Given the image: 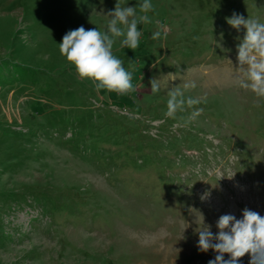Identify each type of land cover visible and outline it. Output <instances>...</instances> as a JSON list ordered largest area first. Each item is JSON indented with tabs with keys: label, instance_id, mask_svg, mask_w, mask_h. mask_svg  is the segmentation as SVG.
Segmentation results:
<instances>
[{
	"label": "rangeland",
	"instance_id": "rangeland-1",
	"mask_svg": "<svg viewBox=\"0 0 264 264\" xmlns=\"http://www.w3.org/2000/svg\"><path fill=\"white\" fill-rule=\"evenodd\" d=\"M116 2L0 0V264H208L201 228L264 215V100L234 82L243 30L225 19L264 22V0H152L140 47L114 46L134 66L125 96L80 79L58 45L104 30ZM188 80L203 113L167 118Z\"/></svg>",
	"mask_w": 264,
	"mask_h": 264
},
{
	"label": "clouds",
	"instance_id": "clouds-1",
	"mask_svg": "<svg viewBox=\"0 0 264 264\" xmlns=\"http://www.w3.org/2000/svg\"><path fill=\"white\" fill-rule=\"evenodd\" d=\"M155 10L152 0H140L138 6L117 0L114 9L106 13L109 19L104 30L97 27L86 30L82 25L68 30L58 43L60 55L74 65L80 79H90L97 91L103 89L118 96L135 92L137 89L132 82L134 66L125 67L124 60L114 53V46L118 42L120 48L135 52L143 36L139 25L151 24L149 13ZM225 19L237 32L243 30L236 45L234 82L239 88L250 90L258 101L264 100V22L249 15L245 18L236 12ZM161 35V30H156L150 38L158 40ZM163 35L167 37L166 29ZM149 83L154 95L161 91V82L157 78H152ZM197 87L196 80H188L182 87L169 88L164 115L175 120L178 113L191 110L186 122L195 121L204 111L198 106L207 103L206 95H186ZM210 228L205 225L198 231L197 242L198 251L211 249L216 253L208 264H243L241 258L245 255L250 257L248 264H264V215L244 208L241 218L232 214L220 215L216 221V233ZM225 254H228L227 259Z\"/></svg>",
	"mask_w": 264,
	"mask_h": 264
}]
</instances>
